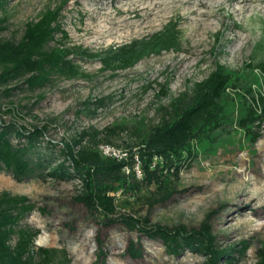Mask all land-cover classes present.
I'll use <instances>...</instances> for the list:
<instances>
[{"label": "rangeland", "instance_id": "obj_1", "mask_svg": "<svg viewBox=\"0 0 264 264\" xmlns=\"http://www.w3.org/2000/svg\"><path fill=\"white\" fill-rule=\"evenodd\" d=\"M60 1L8 0L0 12V18H5L0 40L18 41L25 23ZM60 23L69 47L80 46L92 54L149 37L169 23L177 25L180 47L114 73L101 71L96 59L75 58L89 78L54 76L44 89L17 90L1 99L0 118L27 129L47 126L44 142L52 143L56 152L64 142L85 133L81 145L97 146L99 151L112 148L114 159L123 162L133 152L137 161L136 148L129 150L136 142L135 124L143 119L148 126L157 125L167 116L160 108L189 93L215 64L238 73H249L247 68L252 66V73L260 78L254 68L264 60V0H68ZM162 88L165 94L160 95ZM251 90L253 95L263 92L256 81ZM228 97L230 124L218 134L214 149L209 151L206 142L196 145V156L182 166L176 179L171 178L167 197L155 187L132 195L116 194L114 218L130 215L146 218L151 226L189 231L209 217L217 249L234 246L238 251L246 244L243 255L235 254L237 264H255L264 245V121L257 130L259 138L252 143L234 125L239 99L232 91ZM11 105L17 110L7 114ZM134 169L140 178L137 165ZM79 191L77 178L17 182L9 173L0 172V194L24 196L34 207L19 226L37 232L36 248L63 251L69 264H100L98 249L104 253L102 264L205 262L204 255L188 250L171 255L160 241L128 230L119 220L102 223L75 202ZM130 242L136 244L139 258L127 254Z\"/></svg>", "mask_w": 264, "mask_h": 264}, {"label": "trees", "instance_id": "obj_2", "mask_svg": "<svg viewBox=\"0 0 264 264\" xmlns=\"http://www.w3.org/2000/svg\"><path fill=\"white\" fill-rule=\"evenodd\" d=\"M7 1L0 0V12L4 11ZM67 2L62 0L25 23L18 41L0 40V102L17 90L44 89L54 76L66 80L89 78L75 63V58L96 59L102 65L101 71L114 73L130 69L151 55L180 47L175 23H169L149 37L108 49L102 54L89 53L80 46L69 47L67 34L60 23ZM4 19L0 18V32L4 30ZM57 35L59 39H56ZM50 43H53L52 47L48 46ZM247 69L249 73H238L215 64L206 78L194 84L189 93L172 99L167 108H160L167 116L157 125L148 126L143 119L138 121L133 129L136 142L134 147H129V150L136 148L137 161L132 157L133 152L129 153L126 162L103 157L97 146L81 145L85 133L64 142L63 148L56 152L52 143L44 142L47 126L27 129L0 118V172L9 173L17 182L34 178L43 181L46 178H77L80 191L75 202L83 205L90 215L101 218L102 223L111 225L119 220L128 230L160 241L171 255L188 250L204 255L203 264H237L235 254L243 255L247 245L238 251L234 246L225 251L217 249L216 237L208 225L209 217L198 229L189 231L181 227L151 226L146 218L130 215L120 216L117 220L114 218L118 207L115 195H132L142 188L155 187L167 197L171 178L176 179L182 166L196 156V145L206 142L208 150H213L218 134L230 124V91L240 102L239 117L234 125L252 143L256 142L259 138L257 130L264 121V60L254 68L260 78L252 73V66ZM253 81L262 93L257 91L253 95ZM11 84L14 86L10 87ZM159 94H165V89H160ZM15 110L17 107L11 105L7 114H13ZM136 165L140 178L134 169ZM33 209L24 196L0 194V264H69L63 251L36 248L37 232L19 226ZM126 252L132 259L140 257L135 243L130 242ZM58 254L62 257L58 258ZM257 256L255 264H264V245ZM103 261L104 253L98 249L97 263Z\"/></svg>", "mask_w": 264, "mask_h": 264}, {"label": "built area", "instance_id": "obj_3", "mask_svg": "<svg viewBox=\"0 0 264 264\" xmlns=\"http://www.w3.org/2000/svg\"><path fill=\"white\" fill-rule=\"evenodd\" d=\"M100 152L102 153V155H104L105 157H112V158H116V152L109 147H100Z\"/></svg>", "mask_w": 264, "mask_h": 264}, {"label": "bare ground", "instance_id": "obj_4", "mask_svg": "<svg viewBox=\"0 0 264 264\" xmlns=\"http://www.w3.org/2000/svg\"><path fill=\"white\" fill-rule=\"evenodd\" d=\"M236 209H237V207H236ZM231 210V209H230ZM232 214V213H231ZM225 215V214H224ZM224 218V217H223ZM228 218V217H227Z\"/></svg>", "mask_w": 264, "mask_h": 264}]
</instances>
